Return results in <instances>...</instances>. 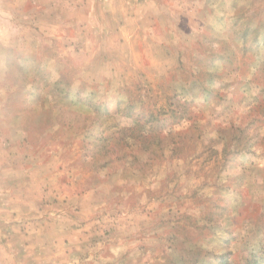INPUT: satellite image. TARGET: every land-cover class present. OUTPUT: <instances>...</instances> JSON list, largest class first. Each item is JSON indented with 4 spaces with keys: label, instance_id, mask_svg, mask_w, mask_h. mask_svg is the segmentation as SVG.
Masks as SVG:
<instances>
[{
    "label": "rangeland",
    "instance_id": "1",
    "mask_svg": "<svg viewBox=\"0 0 264 264\" xmlns=\"http://www.w3.org/2000/svg\"><path fill=\"white\" fill-rule=\"evenodd\" d=\"M0 235L264 264V0H0Z\"/></svg>",
    "mask_w": 264,
    "mask_h": 264
},
{
    "label": "crops",
    "instance_id": "2",
    "mask_svg": "<svg viewBox=\"0 0 264 264\" xmlns=\"http://www.w3.org/2000/svg\"><path fill=\"white\" fill-rule=\"evenodd\" d=\"M60 236L0 235V251L14 264H26L25 261L28 259V262L33 264H49V258L53 256L55 257L52 258V263L64 261L63 257L66 262H69V257H73L72 251L74 250L69 242H65V235ZM62 238L63 240H61ZM23 257L26 258L25 261L19 262L18 259Z\"/></svg>",
    "mask_w": 264,
    "mask_h": 264
},
{
    "label": "trees",
    "instance_id": "3",
    "mask_svg": "<svg viewBox=\"0 0 264 264\" xmlns=\"http://www.w3.org/2000/svg\"><path fill=\"white\" fill-rule=\"evenodd\" d=\"M227 255L226 254H221L219 255V258H220V261L223 262V261H228L227 260ZM244 264H258V261L254 258H249V259H245V262Z\"/></svg>",
    "mask_w": 264,
    "mask_h": 264
}]
</instances>
